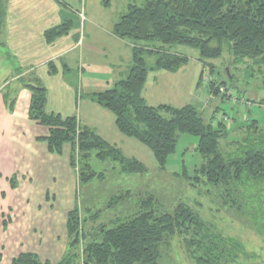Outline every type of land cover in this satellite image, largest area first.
Returning <instances> with one entry per match:
<instances>
[{
	"label": "trees",
	"instance_id": "obj_1",
	"mask_svg": "<svg viewBox=\"0 0 264 264\" xmlns=\"http://www.w3.org/2000/svg\"><path fill=\"white\" fill-rule=\"evenodd\" d=\"M2 15L0 11V18ZM55 30L46 33L47 40L65 33L54 34ZM113 33L131 43L132 67L113 88L88 98L110 111L118 132L147 147L161 169L175 152L178 134L197 138L194 150L201 158L200 165L192 171V177L185 170L180 177L193 182L190 186L208 185L225 207L243 212L252 229L256 225L251 220H255L258 231L264 229V128L255 120H247L237 126L241 136L232 137L224 118L205 122L203 113L194 106L153 108L141 98L149 71L174 73L187 62L185 57L168 51L176 45L196 48L200 62L218 59L226 52L230 67L248 61L249 71L264 74V0H144L140 6L127 8ZM153 55L155 62L147 68L144 56ZM48 65L49 74H55L54 66ZM228 76L233 78L232 74ZM21 83L30 92L29 120L48 129L44 139L48 151L59 154L65 144L71 145V165L77 160L81 164L79 184L90 181L95 173L86 163L95 151L101 161L117 160L125 174L145 173L141 163L122 158L94 132L80 126L76 117L47 112V92L39 79L24 77ZM219 87L226 85L208 84L213 98L219 95ZM233 120L238 124V119ZM159 198L142 194L133 204V212L127 209L106 224L89 226L86 231V220L94 223L96 214L81 217L76 207L68 213L67 249L57 264H160L166 251L176 254L175 247L190 264H240L255 258L243 242L224 236L186 203L178 202L168 211ZM117 207L113 197L105 209ZM1 218L0 226L5 227ZM11 264L49 263H41L31 253H21Z\"/></svg>",
	"mask_w": 264,
	"mask_h": 264
},
{
	"label": "rangeland",
	"instance_id": "obj_2",
	"mask_svg": "<svg viewBox=\"0 0 264 264\" xmlns=\"http://www.w3.org/2000/svg\"><path fill=\"white\" fill-rule=\"evenodd\" d=\"M47 1L58 8L52 13L50 8H47L44 13L45 20L53 22L56 18L60 20L62 16V21L60 20L54 27L56 29L54 34L65 32L61 36L71 41H76L81 37L85 45L89 44L93 48L94 56L91 66L93 70H90L91 72L104 74V66H110L111 73H114L118 67L124 68L129 61L131 62V43L126 40L116 41L115 38L109 36V32L120 17L126 14L129 6H140L144 0ZM8 4L9 0H0V11L3 14L0 18V96L3 100L5 98V104L11 103L10 109L13 110L17 90L21 89L20 86L22 87L21 79L26 77L32 81L37 77L39 70L32 69L33 71L25 75L27 65L20 58L23 57L20 49L8 43L6 36V7ZM41 18L42 16L36 17L31 20V24ZM61 25L64 26L61 27ZM66 27L67 30L62 31ZM56 42L57 39L54 41V48L47 50L45 47L44 54H39V58H52V54L58 47ZM51 44L53 42L48 45ZM95 51L100 52L98 56ZM168 51L187 59L184 76H180L181 78L175 81V87L179 88L181 94H177L178 97L172 101L166 99L168 106L177 109L186 104L194 106L203 113L202 118L205 122L211 120L215 123L219 119L229 117L233 122L229 123L232 137L241 136L242 131H239L237 126H242L240 123H245L247 120H255L260 128H264V74L249 71L248 61L245 62L246 65L244 63V65L230 67L226 52L218 59L200 62L199 51L196 48L176 45L170 47ZM74 53L76 52L70 51L61 60L51 59L50 62L57 70H62L61 66L65 62L72 73L80 75L77 67H72ZM144 58L147 68L155 62L154 55L144 56ZM46 64L44 69H49V62ZM226 68L233 78L227 75ZM21 73L22 77L19 76L20 78L10 85L12 78ZM88 75V72L83 74L86 84ZM190 75L194 80L191 86L188 85ZM78 78L81 79V76ZM50 79L57 84V76ZM212 82L217 85H226V97L219 94L216 98H211L208 84ZM86 84L84 83L83 86ZM78 88V95L84 100L86 91L81 93L80 87ZM241 96L249 102V106L239 105V102L233 101ZM109 115L112 117L110 113ZM233 118L238 119V124H235ZM38 127L46 129L43 126L38 125ZM106 136L108 137L101 139L113 147L122 158L141 163L145 173L125 174L117 160L101 161L97 157L98 152L95 151L86 159V163L95 173L90 181L79 184L77 177L81 164L76 159L77 162L71 165V145L65 144L61 153L54 154L48 151L44 139L39 138L37 140L38 150L35 154L37 158L33 159L35 162L32 164L26 165L31 169L28 173V180L22 183L24 174L19 173L18 177L15 175L16 177L12 179L10 177V181H7L11 170L6 165H12L11 162H24L22 159H26V156L23 153H13L14 141L10 139L8 143L5 142L0 154V215L1 222L6 223L5 227L0 226V264H11L12 259L21 253H31L41 263L57 264L67 249L66 223L69 212L77 207L81 217L90 218L96 214L94 223L89 219L86 220V231L89 226L106 224L114 216L117 214L120 216L127 209L133 212L139 196L145 193L160 197L159 200L165 204V210L168 211L178 202L186 203L224 236L235 237L243 242L247 252L255 258L240 264H264V229L258 231L255 220H251L250 222L256 225V229L255 227L252 229L249 218H246L243 212L225 207L221 199L211 192L208 185L200 183L190 186L193 182L180 177L183 170L192 177L194 175L192 171L200 165L201 158L194 150L197 138L178 134L175 152L169 157L166 166L161 169L154 161L149 149L136 140L120 136V134H106ZM11 138L15 140L16 134H13ZM76 144L78 145V141ZM27 162L24 163L28 164ZM12 185L15 186L12 187ZM113 197L118 202V209H105L106 204ZM177 248L175 247L176 254L166 251L163 263L160 264H190L184 260V254Z\"/></svg>",
	"mask_w": 264,
	"mask_h": 264
},
{
	"label": "crops",
	"instance_id": "obj_3",
	"mask_svg": "<svg viewBox=\"0 0 264 264\" xmlns=\"http://www.w3.org/2000/svg\"><path fill=\"white\" fill-rule=\"evenodd\" d=\"M31 2L33 5H29ZM47 8H50L52 13L57 11L56 8L58 7L49 3L47 0H9V4L6 7V36L8 37V43L11 46L16 45V48L20 49L23 55V57L20 58L27 65L25 68L27 69L25 75L35 68L39 70V73L41 70V74L38 73L36 78L41 81L40 83H42L47 92V112L57 113L67 117L75 115L74 117H76L80 126L83 125V127L91 130L102 139L108 137L106 134H120L115 126V117L113 114L107 109L92 102L88 97L93 93L109 90L113 88L116 83L125 79L132 67V59L124 68L122 66L118 67L114 73H111L110 66H104L103 68V73L106 75L94 73L91 72L93 70L91 67L94 56L93 48L89 44L85 45L81 37L76 39V41L72 40V42L67 37L62 36L55 38V40L57 39L56 43L58 47L55 53L52 54V58H39V54H44L45 47L47 50L54 48L55 40H47L46 33L52 31L56 24H58L60 20L62 21V16L60 20L56 18L53 22L52 20L46 21L44 13H46ZM30 12L33 13L31 16ZM39 16H42V18L37 20L34 24H31V20ZM49 25L51 26L47 28ZM109 36L115 38L116 41L123 40L114 35L113 29L109 32ZM52 42L53 44L48 45ZM70 51L76 52L72 56V67H77L80 75L72 73L65 62H63L61 66L62 70H57L54 66L56 71L55 74H49V69H44L45 66H47V62L51 63V59L54 61L61 60V58ZM130 51L132 57V50ZM98 53L100 52L95 51L97 56L99 55ZM186 66L187 62L174 73L163 70L149 71L141 91V98L144 104L148 107L157 108L159 106H168L166 99L172 101L174 98H177V94L180 95L181 92L178 87H175V81L181 78L180 76H184L183 72ZM85 72L89 73L87 76V84L86 79L83 80V74ZM20 75L23 74L21 73L15 76V78H12L10 85L22 77ZM55 76L58 78L56 81L57 84L51 81L53 79H50ZM79 76H81V79L78 78ZM84 83L86 84L85 86H83ZM192 84H194V80L190 75V83L188 85L191 86ZM78 87H80L81 93L86 91L84 93L85 96L82 94L85 97L84 100L80 99L81 96L79 97L78 95ZM20 88L21 89L17 90L15 96V108L13 110H10L11 103L5 104V100L0 96V154L2 153L5 142L8 143L10 139L12 142L14 141L12 147L13 153H23L26 159L22 160L24 162L28 161V164L24 162H11L10 164L13 163L12 165H6L11 170L9 177H7V181H10V177L11 179L12 177H18L20 173L21 175L24 174L21 180V182L24 183L28 180V173L31 172V169L26 165L32 164L35 162L33 159L37 158L35 156L38 150L37 144H39L37 140L39 138L45 139L48 136V129H39L37 124L29 120L28 110L30 93L28 90L24 89L23 86H20ZM175 92L176 96H174ZM164 93L166 95H164ZM185 106L188 105L186 104ZM74 109L76 110L74 111ZM109 113L112 117H110ZM13 134H16L15 140L11 138ZM114 136L120 138L116 135Z\"/></svg>",
	"mask_w": 264,
	"mask_h": 264
},
{
	"label": "built area",
	"instance_id": "obj_4",
	"mask_svg": "<svg viewBox=\"0 0 264 264\" xmlns=\"http://www.w3.org/2000/svg\"><path fill=\"white\" fill-rule=\"evenodd\" d=\"M218 94L226 95L225 88L224 87H219ZM211 98H213V96ZM233 101L236 102V103L239 102V105H247V106H249L248 105L249 102H247L243 97H238L236 99H233ZM224 122H225L226 125L229 126V123H231L232 120L229 117H224Z\"/></svg>",
	"mask_w": 264,
	"mask_h": 264
},
{
	"label": "water",
	"instance_id": "obj_5",
	"mask_svg": "<svg viewBox=\"0 0 264 264\" xmlns=\"http://www.w3.org/2000/svg\"><path fill=\"white\" fill-rule=\"evenodd\" d=\"M225 72L227 73V75L229 74V72H228V68H226Z\"/></svg>",
	"mask_w": 264,
	"mask_h": 264
}]
</instances>
